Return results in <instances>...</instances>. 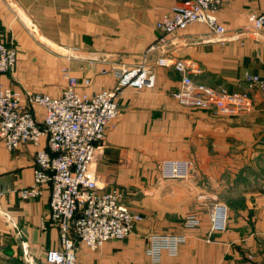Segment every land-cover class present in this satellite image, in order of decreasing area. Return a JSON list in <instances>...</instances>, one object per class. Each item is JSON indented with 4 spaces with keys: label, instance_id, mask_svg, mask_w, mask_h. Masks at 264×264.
<instances>
[{
    "label": "crops",
    "instance_id": "0c3cea01",
    "mask_svg": "<svg viewBox=\"0 0 264 264\" xmlns=\"http://www.w3.org/2000/svg\"><path fill=\"white\" fill-rule=\"evenodd\" d=\"M179 2L0 0V29L21 56L14 73L0 74L2 85L60 95L67 84L59 74L64 65L74 76L91 77L89 90L98 91L116 84L112 66L131 67L143 55L157 75L154 87H126L118 95L120 114L95 164L104 188L119 186L125 204L144 219L127 239L97 250L81 245L77 264H264V92L251 89L253 109L235 116L192 108L173 96L182 75L155 64L159 57L184 58L197 81L247 89L246 72L264 77V31L248 27L251 13H264V0H223L217 13L227 29L223 43L207 40L213 34L206 24L192 23L146 54L162 35L157 21ZM28 23L59 52L50 53ZM63 49L82 56L58 54ZM101 68L111 70L101 74ZM35 113L42 122L43 108ZM36 149L31 142L12 150L0 142V264H42L59 245L60 229L49 221L50 187L35 199L19 195L33 184ZM183 158L194 161L188 179L162 178L163 159ZM222 192L230 207L227 229L206 240V212ZM191 210L203 212L198 228L183 226ZM164 231L181 232L187 241L177 255L154 262L145 254L146 235Z\"/></svg>",
    "mask_w": 264,
    "mask_h": 264
},
{
    "label": "built area",
    "instance_id": "2783aa9c",
    "mask_svg": "<svg viewBox=\"0 0 264 264\" xmlns=\"http://www.w3.org/2000/svg\"><path fill=\"white\" fill-rule=\"evenodd\" d=\"M223 0H180L172 14L157 21L166 35L187 29L194 22L207 23L225 39L226 27L217 22L216 11ZM249 20L256 29H264V14L251 13ZM18 52L7 45L0 31V73L16 68ZM174 68L182 75L179 90L174 95L184 104L214 107L233 113L249 105L245 93L218 91L194 80L187 60L162 58L159 65ZM117 76L114 86L90 91L91 78L78 79L65 67L67 84L60 95L24 91L0 84V142L16 149L25 142L35 145L34 181L20 189L24 199L40 196L50 187V217L60 229V247L51 248L42 264H77L81 243L91 250L99 249L109 240L131 235L142 217L121 202L118 188L107 190L100 183L95 164L103 148L109 124L118 118V95L126 87H154L156 75L150 65L141 62L133 67L112 66ZM111 69H104V73ZM249 81L264 89V80L251 75ZM178 100V101H179ZM179 101V102H180ZM180 102V103H181ZM43 108V121L36 117L35 107ZM46 146H43V142ZM188 159H164L161 173L167 179H186L191 173ZM226 208L218 205L213 215L214 228L225 226ZM197 224L194 218L187 221ZM182 238L154 236L153 255L160 259L161 251L175 252Z\"/></svg>",
    "mask_w": 264,
    "mask_h": 264
},
{
    "label": "rangeland",
    "instance_id": "374dc122",
    "mask_svg": "<svg viewBox=\"0 0 264 264\" xmlns=\"http://www.w3.org/2000/svg\"><path fill=\"white\" fill-rule=\"evenodd\" d=\"M223 2V1H222ZM177 4V3H176ZM221 6H222V3H221V5L219 6V8H218V10L216 11V17H217V22L218 23H220V24H222L220 21H219V19H218V11H219V9L221 8ZM255 13H257V12H255ZM171 14H172V9H171ZM260 14H264V13H260ZM194 23H204V22H194ZM204 24H206L211 30H212V34L213 35H211V37H213L212 39H209L208 37V39L207 40H218L216 37H217V34L214 32V30L207 24V23H204ZM224 25V24H223ZM28 26H29V30L31 31V33L35 36V37H37V38H39L38 40H39V42L41 43H43V46L44 47H46L47 48V50H49V52L51 53V51L52 52H56L54 49H52L51 48V46H50V44H49V42L46 40V39H44V38H42V36H41V33L35 28V26H34V24H32V23H28ZM225 26V25H224ZM226 27V26H225ZM248 27H249V29H251V31L252 32H254L255 34H260L262 31H264V29H256L253 25H252V23L250 22V20H249V22H248ZM158 28V27H157ZM159 29V28H158ZM160 30V29H159ZM227 30V29H226ZM0 31H1V33H2V39H3V41L7 44V45H9V46H12V47H14L15 49H16V51L18 52V63H17V65H16V68L14 69V70H12V71H9V72H6L5 74H8V73H14L16 70H17V68H18V65H19V62H20V58H21V56L19 55V47L14 43V42H10L9 40H7V38L5 37V35H4V33H3V31L0 29ZM161 31V30H160ZM183 31V30H182ZM178 32V31H177ZM227 32V31H226ZM161 33H162V35L158 38V41H159V43L157 42V43H155L154 45H151V46H149V48L145 51V53L147 54V52L148 51H153V50H155V49H157L158 48V46H163V45H165L166 43H167V40H166V36H168V35H171V34H168V35H166L165 36V38H162L163 36H164V33H163V31H161ZM173 34V33H172ZM227 33H225V36L227 37V35H226ZM226 37H225V39L224 40H218V42H221V43H223V42H225L227 39H226ZM236 39V38H235ZM41 43V44H42ZM48 44H49V46H48ZM58 54H62V52H60V53H58ZM51 55V54H50ZM63 56H65L64 54H62ZM67 55H68V58H73V59H78L77 57H80V56H82V55H80L79 54V52H77V54H76V52H72V51H70L69 52V54H68V52H67ZM55 57L54 55H51V57ZM47 57H50V56H47ZM46 57V58H47ZM146 56L145 55H143V57L136 63V64H134V65H137L138 63H141V62H145V63H147L148 64V61L146 60V58H145ZM162 58H165V57H159V58H157L156 60H155V64L156 65H159V61H160V59H162ZM47 59H49V58H47ZM178 59H184V58H178ZM95 60H98V58H95ZM184 60H186V59H184ZM89 61V63L90 64H94V61L93 60H88ZM172 61V60H171ZM174 61V60H173ZM188 63H190V65H191V62L188 60ZM133 65V66H134ZM133 66H131V67H133ZM160 66H162V65H160ZM171 66H173V64H171ZM174 67V66H173ZM65 67H64V65L63 66H61L60 68H59V74H60V78L61 77H63V78H65L64 76H65V69H64ZM67 68V67H66ZM68 69V68H67ZM104 69L105 68H101V70H100V73L102 74V73H104L103 71H104ZM175 69V68H174ZM191 69V68H190ZM154 70V69H153ZM176 70V69H175ZM192 70V69H191ZM68 71H69V69H68ZM177 71V70H176ZM70 72V71H69ZM196 72H200V69L198 68V69H196ZM106 73V72H105ZM154 73H155V75H156V72L154 71ZM0 74H4V73H0ZM71 74V73H70ZM72 75V74H71ZM251 75H257V76H259V79H262V80H264V77H262L261 75H259V74H257V73H253V72H246L245 73V77H244V81L246 82V85H247V89H245V90H229V89H227V88H224V87H219V88H217V87H213V86H211V85H208V84H206V83H203V82H200V81H197V80H195V81H197V82H200V83H203V84H206L207 86H209V87H211V88H213V89H215V90H218V91H223V90H226L228 93H245L246 95H247V97H248V99L247 100H249V105L248 106H245V107H241V108H239L237 111H235V112H233V113H226V112H222V111H218L216 108H214V107H211V108H199V107H194V108H199V109H204V110H209V111H213L214 113H216V114H222V115H230V116H235V115H239V114H241V113H243V112H248V111H250V110H252L253 109V107H254V101H253V96H252V94H251V89H253V88H258L260 91H262V92H264V89L260 86V84H258V83H251L250 81H249V79H250V77H251ZM74 76V75H73ZM77 77V76H76ZM78 79H83V78H91V77H83V78H79V77H77ZM156 79H157V75H156ZM181 80H182V78H181ZM156 83V82H155ZM180 85H181V82H180ZM180 87V86H179ZM16 88H19V89H21V90H24V88H22V87H16ZM179 90V88L177 89V90H175L174 92H173V96L177 99V100H179L175 95H174V93L176 92V91H178ZM24 91H26V90H24ZM27 91H33V90H28L27 89ZM34 92V91H33ZM180 101V100H179ZM181 102V101H180ZM179 102V103H180ZM181 104L182 105H185V106H189V105H186V104H184V103H182L181 102ZM37 107V106H36ZM35 107V108H36ZM189 107H192L193 108V106H189ZM34 108V109H35ZM110 125V124H109ZM109 127V126H108ZM108 129V128H107ZM105 140V139H104ZM104 143V142H103ZM183 159H187V158H183ZM164 160V159H163ZM188 160H190L191 162H192V168H191V173H190V175H189V177L191 176V174H192V171H193V169H194V161L192 160V159H189L188 158ZM162 162V161H161ZM161 162H160V164H159V169H160V174L162 175V173H161ZM188 177V178H189ZM162 178H164L163 176H162ZM188 178H186V179H188ZM164 179H167V178H164ZM176 180H183V179H176ZM32 185V184H31ZM30 185V186H31ZM27 187H29V186H27ZM45 188V187H44ZM112 188H118L121 192H122V197H121V202H122V204L125 206V207H127L130 211H132V212H134V213H137V214H139L141 217H142V219L137 223V225L144 219V216H143V214L141 213V212H136L135 210H133V209H131L128 205H126L125 204V202H124V193H123V191H122V189L119 187V186H115V187H111L110 189H112ZM22 189V188H21ZM106 189V188H105ZM110 189H107V190H110ZM20 191V190H19ZM43 191H44V189H43ZM20 195V194H19ZM225 196H227V194L226 193H224V192H222L221 193V195H219L218 196V198L217 199H213V200H211L210 201V206H209V209H208V211L206 212V214H207V216H208V219H209V230H208V235H207V237H206V240H212V235L213 234H215V233H222V232H224L226 229H227V225H228V221H229V218H230V207H229V205L227 204V202H226V200H225ZM37 198V197H36ZM24 199V198H23ZM32 199H35V198H32ZM218 205H224L225 206V208H226V219H225V226L223 227V229H215L214 228V226H213V224H214V220H213V215H214V213H215V210H216V207L218 206ZM190 218H194L196 221H197V224H195V225H190V224H188L187 223V221H188V219H190ZM49 221L52 223V224H54L55 226H57L58 228H59V226L55 223V222H53L52 221V219H51V217H50V212H49ZM182 223H183V226L185 227V228H198V227H200L201 225H202V223H203V212L202 211H189L185 216H184V218H183V220H182ZM136 225V226H137ZM135 229H136V227H135ZM134 229V230H135ZM154 236H164V237H171V236H176V237H180V238H182V241L179 243V245H178V247H177V249H176V251L175 252H169V251H167L166 249H164V250H162L161 251V257H160V259H155V257H154V255H153V242H152V237H154ZM127 238H129V236L128 237H126V238H124V239H127ZM124 239H118V240H124ZM110 241V240H109ZM187 241V236L185 235V234H183V233H181V232H175V231H164V232H150V233H148L147 235H146V248H145V254L147 255V257H149L150 259H152V261H154V262H159V261H161L162 260V258H163V255L165 254V253H167V254H169V255H177L179 252H180V249H181V246L185 243ZM108 242V241H107ZM106 242V243H107ZM105 244V243H104ZM103 244V245H104ZM81 245H83L82 243H81ZM81 245H80V247H81ZM102 245V246H103ZM101 246V247H102ZM58 247H60V240H59V245L57 246V247H52V248H58ZM80 247H79V249H80ZM100 247V248H101ZM99 248V249H100ZM51 249V248H50ZM97 250V249H96ZM48 252V251H47Z\"/></svg>",
    "mask_w": 264,
    "mask_h": 264
},
{
    "label": "water",
    "instance_id": "95a60500",
    "mask_svg": "<svg viewBox=\"0 0 264 264\" xmlns=\"http://www.w3.org/2000/svg\"><path fill=\"white\" fill-rule=\"evenodd\" d=\"M49 44H50L52 49H54L55 51L59 52V50H60L59 47H57L56 45L51 44V43H49ZM49 44H48V46H49ZM60 52H62V54H64V55H67L68 50L67 49H63V51H60Z\"/></svg>",
    "mask_w": 264,
    "mask_h": 264
}]
</instances>
